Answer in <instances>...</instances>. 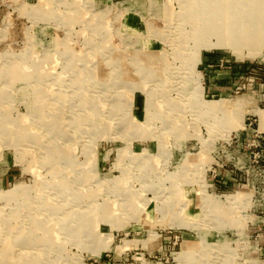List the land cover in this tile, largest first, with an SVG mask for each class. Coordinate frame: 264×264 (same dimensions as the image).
<instances>
[{
  "label": "rangeland",
  "instance_id": "rangeland-1",
  "mask_svg": "<svg viewBox=\"0 0 264 264\" xmlns=\"http://www.w3.org/2000/svg\"><path fill=\"white\" fill-rule=\"evenodd\" d=\"M257 107L264 0H0V264H264Z\"/></svg>",
  "mask_w": 264,
  "mask_h": 264
},
{
  "label": "bare ground",
  "instance_id": "bare-ground-1",
  "mask_svg": "<svg viewBox=\"0 0 264 264\" xmlns=\"http://www.w3.org/2000/svg\"><path fill=\"white\" fill-rule=\"evenodd\" d=\"M19 67H21V66H19ZM214 103H215V104H213V105L211 104L210 106H208V105H207L208 103H207V104H206V107H208V109H209V110H212V111H213V110L215 111V110H218V109L222 108V105L220 104V103H221L220 101H215ZM245 119H246V117H245ZM245 128H246V125H245ZM231 136H232V135H231ZM230 138H231V137H230ZM53 159H54V158H53ZM59 185H60V184H59ZM47 218H48V217H47ZM45 221H46V220H45Z\"/></svg>",
  "mask_w": 264,
  "mask_h": 264
},
{
  "label": "crops",
  "instance_id": "crops-1",
  "mask_svg": "<svg viewBox=\"0 0 264 264\" xmlns=\"http://www.w3.org/2000/svg\"><path fill=\"white\" fill-rule=\"evenodd\" d=\"M237 58H238V56H237ZM260 109H263V108H261V107H257L254 111H255V113L260 117L259 130L264 131V124L262 125L261 116H260V114H259V110H260ZM263 110H264V109H263ZM244 119H245V118H244ZM245 124H246V119H245ZM243 129H245V128H243Z\"/></svg>",
  "mask_w": 264,
  "mask_h": 264
},
{
  "label": "built area",
  "instance_id": "built-area-1",
  "mask_svg": "<svg viewBox=\"0 0 264 264\" xmlns=\"http://www.w3.org/2000/svg\"><path fill=\"white\" fill-rule=\"evenodd\" d=\"M261 134H264V133H261Z\"/></svg>",
  "mask_w": 264,
  "mask_h": 264
}]
</instances>
